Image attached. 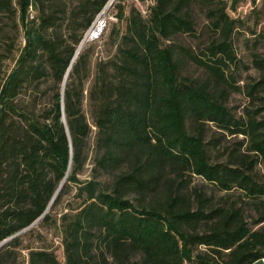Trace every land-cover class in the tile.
Instances as JSON below:
<instances>
[{"label":"trees","instance_id":"trees-1","mask_svg":"<svg viewBox=\"0 0 264 264\" xmlns=\"http://www.w3.org/2000/svg\"><path fill=\"white\" fill-rule=\"evenodd\" d=\"M105 1L16 0L21 13L28 4L35 8L36 22L7 75V114L0 110V241L7 238L0 264H15L21 249L26 264H58L54 250L33 234L48 220L60 232L64 264H103L105 252L115 264H126L130 253L137 264H252L264 258V114L236 117L206 80L181 74L184 63L194 62L233 85V71H225L238 63L227 36L237 24L223 5L206 9L208 28L222 39L195 53L169 41L179 32L194 33L186 0H155L146 15L132 3L124 14L116 4V16L124 15L122 30L108 32L114 51L95 62L86 88L94 126L91 176L77 177L91 132L82 110L88 48L71 58ZM11 9V0H0V10ZM252 37L264 44L263 31ZM253 60L264 72V59ZM40 77L54 88L34 110L20 103L18 93ZM246 91L264 105V74ZM203 123L244 138L224 161L211 160ZM242 143L253 157L239 156ZM255 163L262 179L254 174ZM185 173L218 190L239 191L259 209L257 226L247 225L238 206H213L195 188L192 207ZM71 188L64 210L51 218ZM196 244L211 254L192 255Z\"/></svg>","mask_w":264,"mask_h":264},{"label":"rangeland","instance_id":"rangeland-1","mask_svg":"<svg viewBox=\"0 0 264 264\" xmlns=\"http://www.w3.org/2000/svg\"><path fill=\"white\" fill-rule=\"evenodd\" d=\"M12 9L0 10V110L7 114V75L13 69L21 56L24 48V37L28 30L35 29V8L30 4L26 5L23 13L18 9L16 0H11ZM123 6L124 11L128 9L132 3L131 0L114 1L112 6L104 8L102 15L105 18L104 27L98 38L87 40L81 35V47L88 48L87 56V77L84 82V90L82 97V110L84 111L87 122L90 125L91 132L87 139L85 147V159L80 167L77 177L80 179L91 176L92 156H93V130L91 118L88 111V100L86 88L89 86L93 77L95 62L100 58L108 57L115 48V44H111L108 39V32L114 28L119 33L124 23V15L120 18L116 16V4ZM224 6V10L228 15L236 19L237 26L232 29L227 36V40L232 46L238 66L229 67L225 73L233 71L232 86H228L222 81L213 79L198 64L194 62H186L181 68V74L196 80H206L209 84L214 97L220 99L233 113L234 116H245V111L259 117L264 114L263 99H254L251 94L247 93L249 84L258 80L264 72L257 66L254 58L264 59V44L261 41H253V34L263 31L264 34V0H186L184 12L192 20L194 33L188 34L179 32L174 34L169 41L176 42L190 48L193 52L198 53L203 50L211 41L222 39L223 35L219 31H212L208 28V18L206 16L207 8L216 6ZM34 22V23H33ZM254 31V33H252ZM31 32V31H30ZM167 41V40H165ZM54 88L52 82L46 77H40L36 81H32L24 86L18 93V99L22 105H27L37 110L44 102L48 101ZM262 94V92L260 93ZM191 125V123L189 124ZM200 133L206 144L207 151L211 160L224 161L234 146H238V141L244 137L240 134H228L224 130L215 127L211 123H203ZM239 156L244 158L253 157L254 153L248 151L244 147V143L240 145ZM254 174L258 179L263 178V170L260 163L253 166ZM186 193L189 197V204L195 205L192 194L193 189L200 190L213 206L235 205L241 208L242 216L247 225L255 227L253 220L257 217L259 209L253 206L239 191L231 190L224 192L218 190L210 182H207L193 173H185ZM102 178V177H98ZM73 188L66 192L58 204L51 211V218L57 217L61 210H64L65 202L71 196ZM33 234L40 236L44 244L49 245L58 258V264H64L62 249L60 244V232L56 226L49 220L36 227ZM198 252L210 253L205 245L196 244L191 247L192 255ZM214 255V254H213ZM220 258L219 255L215 256ZM103 264H115V260L108 253L104 254ZM137 255L130 253V257L126 264H137ZM15 264H26V251L21 249L16 254ZM182 264H191L187 261ZM255 264V263H252Z\"/></svg>","mask_w":264,"mask_h":264},{"label":"built area","instance_id":"built-area-1","mask_svg":"<svg viewBox=\"0 0 264 264\" xmlns=\"http://www.w3.org/2000/svg\"><path fill=\"white\" fill-rule=\"evenodd\" d=\"M114 1L118 0H106L101 9L95 14L87 28L83 32V38L92 40L98 38L105 24V18L102 12L105 7L112 6ZM132 5L142 14L146 15L150 7L154 4V0H131ZM260 264H264V258H262Z\"/></svg>","mask_w":264,"mask_h":264},{"label":"water","instance_id":"water-1","mask_svg":"<svg viewBox=\"0 0 264 264\" xmlns=\"http://www.w3.org/2000/svg\"><path fill=\"white\" fill-rule=\"evenodd\" d=\"M80 44H81V41L78 43L77 48L75 49V52H74L73 56L76 54V52H77L78 47L80 46ZM73 56H72L71 60L73 59ZM68 68H69V66L66 68V70H65V72H64V74H63V78H62V82H61V91H62V89H63L64 80H65V78H66ZM62 182H63V179L60 181V183H59L58 186L56 187V189H55V191L53 192V194H52V196H51V198H50V200H49V202H48V204H47L46 207H48V206L51 204V202L53 201V199H54L56 193L58 192V190H59V188H60ZM6 239H7V238L2 239V240L0 241V245H1ZM253 263H255V264H260L261 261H260V259H256V260H254Z\"/></svg>","mask_w":264,"mask_h":264},{"label":"bare ground","instance_id":"bare-ground-1","mask_svg":"<svg viewBox=\"0 0 264 264\" xmlns=\"http://www.w3.org/2000/svg\"><path fill=\"white\" fill-rule=\"evenodd\" d=\"M154 2H155V0H154ZM80 47H81V44H80V46L78 47V50H79ZM78 50H77V51H78ZM76 53H77V52H76ZM75 55H76V54H75ZM75 55L73 56V58L75 57ZM260 260H261V259H260Z\"/></svg>","mask_w":264,"mask_h":264}]
</instances>
